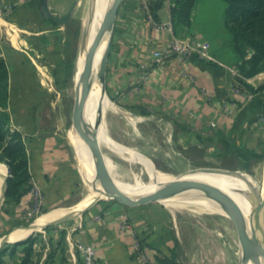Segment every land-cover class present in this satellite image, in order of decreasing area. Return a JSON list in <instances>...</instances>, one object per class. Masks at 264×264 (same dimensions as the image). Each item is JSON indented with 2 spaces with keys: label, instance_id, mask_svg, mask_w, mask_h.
I'll return each instance as SVG.
<instances>
[{
  "label": "crops",
  "instance_id": "1",
  "mask_svg": "<svg viewBox=\"0 0 264 264\" xmlns=\"http://www.w3.org/2000/svg\"><path fill=\"white\" fill-rule=\"evenodd\" d=\"M150 1L123 0L118 5L110 31L104 79L108 92L117 96L122 106L138 109L137 114L145 110L155 115L163 125L158 127L152 145L175 147L176 153L187 155L189 163L222 154L226 151L222 146L239 144L238 139L256 140L264 131L261 126L264 106L254 104L256 94L236 87L237 78L247 82L253 77L240 75L230 35L224 33L222 21L218 32L204 35L196 19L207 5L201 1L192 13L195 26L192 37L209 43L211 58L201 59L196 54L179 58L170 54L173 40L180 39L172 24V0H162L157 21L151 19L148 11ZM82 2L0 0V55L8 70V127L23 136L29 187H39L45 198L44 208L70 201L80 183L79 162L84 172L86 168V160L75 141L77 133L73 131L70 138L66 133L59 101L70 65L73 60L74 65L77 63L69 45V27L83 23L85 29L92 9L91 5L85 21H80L82 16L78 12ZM221 9L222 6L219 13ZM156 51L167 57L156 62ZM261 74L256 75L258 82L264 79ZM155 152L163 153L157 148L151 154ZM0 165L5 164L0 162ZM29 191L18 203H5L0 210V242L4 236L8 237L5 244L23 242L33 232L49 226L32 231L28 226L37 218L30 224L23 222L30 206ZM63 209L68 208L50 211ZM74 222V229L66 235L61 229V235L66 238L64 249H56L54 258L47 263L44 254L40 264H82L78 244L93 246L98 264H141L138 253L133 251L134 241L147 239L151 230L133 220L126 209L94 205ZM19 229L26 234L17 235ZM13 234H16L14 239ZM6 257L17 261L20 254Z\"/></svg>",
  "mask_w": 264,
  "mask_h": 264
},
{
  "label": "rangeland",
  "instance_id": "2",
  "mask_svg": "<svg viewBox=\"0 0 264 264\" xmlns=\"http://www.w3.org/2000/svg\"><path fill=\"white\" fill-rule=\"evenodd\" d=\"M201 1L204 5L207 4L205 11L196 16L202 32L208 36L209 34L214 35L220 30L218 26L220 21L223 23V0H218L219 3L214 0H197L191 11L189 24L181 22L177 26V34L180 39L193 38L192 31L195 26L192 21L194 16L192 13L196 7L198 8ZM93 2L94 0H83L78 12L82 16L80 21H85L86 14ZM149 5L154 6V0L148 2V10ZM221 6L222 11L219 13L218 9ZM102 17L103 15L96 23V31ZM69 29L71 30L69 45L72 51L70 52L76 54L77 63L74 65L73 60L70 65L68 80L63 83L59 101L66 133L70 138L73 131L78 133L82 123L77 115V94L80 75L78 64L80 55L78 52L84 24L82 23L78 27L74 23ZM223 31L230 35L226 29ZM110 44L111 35L109 47ZM233 57L235 58L234 54ZM227 58H229L228 55ZM261 73L260 76L264 77V72ZM97 79L99 80V73ZM257 79L256 76L252 80L248 79L247 82L257 87L264 81L263 79L262 82H258ZM94 87H92V82L91 85L88 84L89 91H97ZM236 87L239 90H246L239 83H236ZM101 94L100 113L96 121V129L100 173L108 181L127 182L137 187L150 183L153 178L168 180L187 173L214 172L228 176L242 190L254 207L258 208L263 205L264 131L254 141L250 137L245 140L238 139L239 144L222 146L224 151L226 150L222 154L211 158L207 157L205 161H191L189 163L186 159L188 158L187 155L176 153L175 147L168 149L165 146L157 147L155 145L154 147L152 145L158 127L163 125L155 115L146 113L145 110L139 111L137 114L138 109L134 106H122L118 97L108 92L105 86H103ZM252 94L257 95L254 104L264 106V90ZM257 117L255 116V118ZM261 126L263 128L264 124L261 123ZM245 135H247L246 132ZM157 148L161 149L163 153L151 154L152 149ZM172 149L174 150L173 154L171 153ZM254 149L257 150L256 153L253 151ZM78 168L81 175L80 183L77 186V194H74L70 201L62 202L61 205H54L50 208L42 207L37 213L25 217L26 220L23 219V222L30 224L52 209L71 208L89 198L94 193V189L88 179L87 169L85 168V172L82 170L81 162H79ZM32 187H29L28 190H31ZM200 190L205 191L198 189L175 199L165 201L150 199L135 205L124 204L113 197L98 200L85 210L91 209L94 205L126 209L133 220L142 222L143 228L151 230L147 239L138 238L134 241L133 251L138 253L141 264H240L243 257L244 235L236 222L239 206L228 192L218 188L207 191L208 202H199L197 201L199 194L195 193L201 192ZM192 194L193 196H190ZM4 204L5 202L1 205L0 210ZM81 213L31 234L36 239L33 247L38 252L40 259L44 254L46 255L45 261L53 259L56 249H64L66 238L64 240V235H61V229L65 235L68 231H72L76 225L74 220ZM243 216L248 223L246 216ZM249 245L251 246L252 243L249 242ZM49 255L50 257H48ZM5 259L11 262L9 258L6 257Z\"/></svg>",
  "mask_w": 264,
  "mask_h": 264
},
{
  "label": "trees",
  "instance_id": "3",
  "mask_svg": "<svg viewBox=\"0 0 264 264\" xmlns=\"http://www.w3.org/2000/svg\"><path fill=\"white\" fill-rule=\"evenodd\" d=\"M196 2L197 0H172L170 12L176 34L179 23L189 24ZM223 2L222 20L230 34L231 49L239 64V73L244 78H254L264 72V0ZM161 5L162 0L154 1V6L149 5L148 11L154 21L158 20L157 10ZM237 82L251 93L264 90V81L257 87L240 78H237ZM7 100L8 70L0 55V162L6 164L10 170L4 202L18 203L28 191L30 173L23 136L19 131L8 127ZM35 240V237L30 236L23 242L0 247V264H40L39 254L33 247ZM18 253L20 257L17 261L8 262L5 259L6 256L12 257ZM47 262L48 260L45 261Z\"/></svg>",
  "mask_w": 264,
  "mask_h": 264
},
{
  "label": "bare ground",
  "instance_id": "4",
  "mask_svg": "<svg viewBox=\"0 0 264 264\" xmlns=\"http://www.w3.org/2000/svg\"><path fill=\"white\" fill-rule=\"evenodd\" d=\"M110 2L111 0H94L93 2L90 15L88 14L89 19L83 31L84 33H83V38L81 42V47L79 48L80 49V60L78 64H79L80 73L82 70L84 58L95 36L96 23L101 18V16L103 15V13L105 12L107 8V5ZM108 35H109V32L106 31L104 35L102 36L101 40L99 41L96 51L94 53L93 59H92L89 83L91 85V82H92V87L95 86L97 91L90 90L88 93V97H87V100L83 108L84 122L81 128V131L78 132L75 137V141L79 145L82 151L83 157L86 160V169L88 173V179L94 189V193H92L89 198L75 205L74 207L63 209V210H53V211H50L42 215L41 217L38 218V220L34 221L33 224H31L32 227H34V230H36L38 227H41L45 223L53 220V218H56L60 215H64L65 213H69L71 211L72 212L79 211L87 207L93 201H95L101 195L102 192L106 193L108 191H111L114 188H118L122 191V194H119L117 196V199L126 204H132L140 200L146 199V196L149 193L160 188L162 185H164L168 181H171L172 179L180 177L183 179H189V180H195V181H205L210 184H215L216 186H218L219 189H222L228 192L233 197V199L236 201L237 205L239 206L237 219H238L239 224L242 226L245 232L247 247L248 249H252L258 237V229L256 225L254 223L249 222L247 218V214L249 213L250 208H251V202L246 197V195L242 192V190L228 176L224 174H219V173H214V172H195V173H187L183 175H178L168 180H165V179L157 180L156 178H153L150 183L144 184L142 186H137V187L127 182H117V183L110 182L102 176H99L98 180L96 179L95 174H94V161H93V158L91 157L90 150L87 144L86 132H85L84 127H85V124H87L90 127H95V135L97 137L96 121L100 113L99 105H101V98H102L100 83H99V80L97 79V75L101 67L102 58H103L104 51L106 48V42L108 39ZM78 88L80 89V78L78 82ZM5 174H6V166L0 165V181H1L0 183H3ZM194 190H198V189L193 188L191 184H177V185H173L170 187H166L162 189L161 191V195L165 196V198H162V200L165 201V200L175 199V198L184 196L186 194H189ZM203 190L205 191L202 192L200 190L201 192L195 193V194H199L198 196L197 195L195 196H197V201L206 203L209 201V198L207 197V190L206 189H203ZM190 196H193V194ZM166 202H169V201H166ZM255 211L260 221V224L263 226L264 225V204L260 208H257ZM243 215L246 216V219L249 224L245 221ZM30 229L33 230L32 228ZM20 230L22 229H19V231ZM18 233L20 234L22 233V235L26 234L25 231H22V232L20 231V232H17L16 234L18 235ZM16 234H13L12 236L13 239L16 238ZM249 242L252 243L251 246L249 245ZM247 264H264V253L259 254L252 262H248Z\"/></svg>",
  "mask_w": 264,
  "mask_h": 264
},
{
  "label": "water",
  "instance_id": "5",
  "mask_svg": "<svg viewBox=\"0 0 264 264\" xmlns=\"http://www.w3.org/2000/svg\"><path fill=\"white\" fill-rule=\"evenodd\" d=\"M122 1L123 0H111V2L107 5V8H106L105 12L103 13L101 23H100V25H99L96 33H95L93 41H92V43H91V45L87 51V54L84 58L82 70H81V73L79 75L80 89L78 88V94H77V115L82 121L78 132L81 131V128H82V125L84 122L83 108H84V105H85V102L87 100L88 93H89L88 84H89L90 68H91V64H92V59H93V56H94V53L96 51V48L98 46L99 41L101 40L104 33L106 31H108L109 35H108V39L106 42V48L104 51L101 67L99 70L100 89L102 90V88L104 86V79H105V73H106V62H107V57H108V52H109L110 31H111V27L113 24V20H114L115 15H116V10L118 8V5ZM84 128H85V132H86V140H87V144H88V147L90 150V154H91V157L93 158V161H94V174H95L96 179L98 180L99 176H102V177H104V176L101 175V173H100L98 141H97V137L95 135V127H90L87 124H85ZM5 166H6V174H5L3 183H2L1 188H0V207L5 200L6 191H7V181H8V178L10 176V170L6 164H5ZM104 178H106V177H104ZM177 184H191L193 186V188H195V189H202V190L206 189L207 191L218 188V186H216L215 184H210V183L205 182V181H195V180H189V179H183V178L177 177L175 179H172L171 181H168L167 183H165L164 185H162L160 188L156 189L155 191L149 193L146 196V199L140 200L136 203H132V204H128V205H135V204L140 203V202H146L150 199L165 198V196L161 195L162 189H164L166 187L173 186V185H177ZM119 194H122V191L118 188H114L111 191H108L106 193L102 192L101 195L95 201H93L90 205H92L94 202H96L98 200L110 199L113 197L117 198V196ZM124 204H126V203H124ZM90 205H88L87 207H89ZM261 206H259L258 208H260ZM87 207H85L79 211L69 212L66 215H61L59 217H56L55 219H53V220L45 223L44 225H42V227L50 225V224L59 223L68 217H71V216H74L76 214L83 212ZM256 209H257V207H254L251 204L250 211L247 214V218H248L249 222L254 223L258 229V237H257L255 245L252 249H248V247H247L245 232H244L242 226L238 222V219H237L238 213L236 215V222H237L239 229L241 230L242 234L244 235L243 257L240 261V264H247L248 262H252L259 254L264 253V225L262 226L260 224V221H259L258 216H257L256 211H255ZM28 228H32L34 230V227H32L31 225H29ZM6 242H8V237L4 236L0 242V247H2Z\"/></svg>",
  "mask_w": 264,
  "mask_h": 264
},
{
  "label": "built area",
  "instance_id": "6",
  "mask_svg": "<svg viewBox=\"0 0 264 264\" xmlns=\"http://www.w3.org/2000/svg\"><path fill=\"white\" fill-rule=\"evenodd\" d=\"M209 43L199 41L195 38L174 39L171 44L170 54H174L179 58H188L196 54L201 59H210L209 55ZM167 54H162L159 51L154 53V60L160 62L165 59ZM146 69V66H142ZM30 193L31 207L26 212V217L31 216L33 213H37L43 207L45 198L39 187L33 186ZM77 250L82 264H98L96 259L95 248L91 245L78 244ZM142 257V256H141Z\"/></svg>",
  "mask_w": 264,
  "mask_h": 264
}]
</instances>
